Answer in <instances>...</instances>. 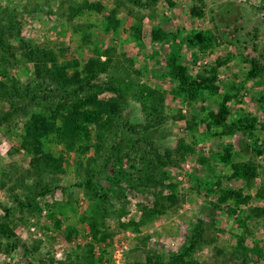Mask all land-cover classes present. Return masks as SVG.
I'll return each instance as SVG.
<instances>
[{"label":"rangeland","instance_id":"374dc122","mask_svg":"<svg viewBox=\"0 0 264 264\" xmlns=\"http://www.w3.org/2000/svg\"><path fill=\"white\" fill-rule=\"evenodd\" d=\"M172 1L173 6L168 0H158L149 6V0H142L140 5L129 0H0V40L16 49L21 46L20 35L33 44L55 50L61 61L77 58L84 64L96 51L115 46L118 56L132 60L135 79L160 88L166 95L168 120L150 138L161 151H174L182 139L195 148L168 171L167 183L177 185L175 192L182 199L176 208L139 223L154 199L151 194L132 190L127 194L126 213L120 220L108 219L112 235L99 243L94 240L88 223L82 222L91 212L92 201L83 182L87 178V158L93 157L94 151L83 155L67 152L63 145L55 146V150L65 154L64 171L57 174L52 190L39 197L40 211L21 214L12 200L11 184L5 187L1 184L2 174L12 170L16 176H30L35 170L32 156L20 148L24 117L3 121L0 123V219L14 229V240L20 245L12 248V240L0 234V264H62L79 245L89 244L94 247L96 259L92 264H104L109 260L110 248L122 241L129 246V264H153L157 260L155 256L162 254L166 263L172 253L193 242L192 254L200 264H264V218L244 221L248 205H243L240 213L232 214L218 195L209 190L216 176L231 174L230 166L222 163L220 155L226 146L233 144L234 160L259 163L260 176L252 189L237 179H224L223 185L244 188L246 194L253 196L252 206L264 207V200L255 198L264 183V127L261 125L257 130L263 147V153L257 156L253 138L241 133L218 136L202 122L208 110L218 108V96L203 93L198 101H184L173 95L176 81L167 75V59L173 51H180L195 78L216 67L218 59L223 58L225 63L219 67L218 85L221 93L236 88L237 97L230 103L233 115L251 113L262 124L264 84L247 77L250 68L247 60L255 57L264 64V0ZM89 2L101 3L102 11L84 9V4ZM194 6L203 9V16L190 13ZM114 9L122 21L118 32L105 29L106 16ZM138 20L142 21V32L136 35L133 27ZM157 28L168 35L155 41L152 31ZM208 29L218 37L212 48L200 51L186 42L192 31ZM2 58L0 55V81L14 78L24 91L35 77L38 65L20 53L18 66L6 75ZM111 95L103 91L100 97ZM10 101L0 99V119L11 108ZM125 116L133 122H142L145 117L141 104L134 99ZM200 157H208L210 163H200ZM115 165L109 166L107 175L99 183L114 197L113 203L120 206L125 199L116 194L119 186L110 183L108 177L114 174ZM46 181L49 182V177ZM165 193H170L169 189ZM6 208H13L9 218H6ZM56 219L61 221L59 227ZM241 237L245 240L243 244L238 242ZM255 246L260 252H253ZM35 248L37 251L32 254ZM149 255L154 257L151 262Z\"/></svg>","mask_w":264,"mask_h":264},{"label":"trees","instance_id":"16d2710c","mask_svg":"<svg viewBox=\"0 0 264 264\" xmlns=\"http://www.w3.org/2000/svg\"><path fill=\"white\" fill-rule=\"evenodd\" d=\"M129 1L137 5L142 2ZM157 1L149 0L147 5L151 6ZM168 2L174 5V1ZM83 8L101 12L103 5L89 2L85 3ZM190 13L203 16L204 11L194 6ZM121 25L118 11L111 10L105 19V29L118 32ZM133 31L136 35L141 34L142 21L138 20L134 24ZM167 35L161 28L152 31V39L155 41ZM18 38L21 42L19 49L0 40L3 73L7 75L11 68L18 66L20 53L23 58L38 65L35 77L32 82L27 83L24 91L22 84L14 78L10 81H0V99L11 100V108L0 119V123L24 117L20 148L32 156L35 170L30 176H16L12 170L2 174L1 184L3 187L11 184L12 200L19 207L20 213L40 211L37 203L39 197L50 192L52 184L57 181V174L63 173L65 154L55 150V146L61 145L65 146L67 152L83 155L94 151V156L87 158V178L83 182L92 201L91 212L82 218V222L88 223L96 242H104L112 235L107 221L109 218L120 220L126 213L127 194L132 190L151 194L154 199L152 207L144 210L143 219L139 223H145L155 215L166 214L176 208L182 199L175 192L177 185L173 182L167 183L168 171L170 167L178 166L195 148L182 139L174 151H161L150 138V134L168 120L165 112V93L160 88H153L135 79L132 60L118 56L115 46L96 51L82 64L77 58L61 61L55 50L33 44L20 35ZM217 38L213 30H195L187 35L186 42L191 47L206 51L215 45ZM247 62L250 64L247 77L258 79L264 84V64L255 57ZM224 63L225 60L219 58L216 67L195 78L184 64L180 51L171 52L167 59V75L176 81L172 93L175 97L192 102L200 100L203 93L218 96V108L208 110L202 122L209 131L215 130L218 136H234L241 133L253 138L257 156H260L263 147L257 130L261 125L264 127V122L261 124L259 118L251 113L233 115L230 103L237 97L234 91L236 88L232 87L231 90L227 89L221 93V87L218 85L219 67ZM103 91L112 95L109 98H101ZM132 99L142 106L145 115L142 122H133L125 116ZM234 154L233 144L224 148L220 160L230 166L232 172L226 177L216 176V180L210 182L209 190L218 195L219 201L226 204L227 210L232 214L240 213L242 206L248 205V214L244 221L264 218V207L252 206L253 196L246 194L244 188L233 189L223 185L224 179H237L242 180L246 188L252 189L260 176L259 163L235 161ZM199 161L202 164L210 163L208 157H200ZM113 163L116 164L114 174L108 177L111 179L110 183L119 186L116 194L125 199L120 206L113 203L114 197L103 186L100 187L99 183ZM47 177L49 182L46 181ZM166 189H169L170 193L166 194ZM18 190H21V194L15 193ZM255 198L264 200V183L258 188ZM231 201L234 203L230 204ZM12 213L13 208H6V218ZM60 224L61 221L56 219V226L59 227ZM73 230L76 231V228ZM72 233L71 230L70 234ZM0 234L12 240V248L20 245L18 240H14V229L2 218ZM69 238L71 239V235ZM244 241L242 237L238 239L240 244ZM194 247L193 242L172 253L166 263L163 254L157 255V260L152 263L200 264L192 254ZM93 248L91 244L79 245L61 263L92 264L96 260ZM30 251L28 253H31ZM36 251L35 248L32 254ZM253 252H260L259 247L255 246ZM153 258L149 255V262Z\"/></svg>","mask_w":264,"mask_h":264},{"label":"built area","instance_id":"2783aa9c","mask_svg":"<svg viewBox=\"0 0 264 264\" xmlns=\"http://www.w3.org/2000/svg\"><path fill=\"white\" fill-rule=\"evenodd\" d=\"M128 249L129 246L126 242L116 243L110 248L109 260L105 261L104 264H129Z\"/></svg>","mask_w":264,"mask_h":264}]
</instances>
